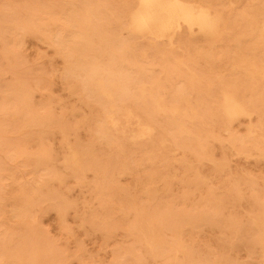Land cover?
<instances>
[{
    "label": "rangeland",
    "instance_id": "rangeland-1",
    "mask_svg": "<svg viewBox=\"0 0 264 264\" xmlns=\"http://www.w3.org/2000/svg\"><path fill=\"white\" fill-rule=\"evenodd\" d=\"M183 1L0 0L3 264H264V0Z\"/></svg>",
    "mask_w": 264,
    "mask_h": 264
},
{
    "label": "bare ground",
    "instance_id": "bare-ground-1",
    "mask_svg": "<svg viewBox=\"0 0 264 264\" xmlns=\"http://www.w3.org/2000/svg\"><path fill=\"white\" fill-rule=\"evenodd\" d=\"M139 4L141 6V12H142L141 13V19H143V21L144 20L147 21L150 24L153 22L152 23L153 31L148 32V31L141 28L137 17H135V16L132 17V23L136 26L137 32L139 34H141L142 36L150 35L154 39L167 38L169 40V42H171V44H172L173 38L177 34V31L182 27V25H185V27L187 28V30L190 32L191 35H193L197 31L201 36L208 38V37H212L218 33V28H219V24L221 21V16H219V15L214 16V15H212V13L210 11L203 10L200 13L199 21L196 22V20L194 19V15H193L191 7L189 6V4L187 2H185L183 0H139ZM174 7L178 8L180 10V14L178 16L174 12V10H172ZM155 9L160 10L162 12V14L166 12L167 15L164 17H161V18H157L155 16V14H157L155 12ZM158 21L159 22L161 21L162 23L157 25L156 23H158ZM165 28H167L165 30V32L162 31V29H165ZM224 98H225L224 101H225L226 114L230 118L234 119L237 116L238 117L240 115L246 116L248 114V110H247V107H246L243 99L238 98V97L234 96L233 94H225ZM247 117H248V115H247ZM146 222H148V220ZM148 229H149V227H148ZM151 233L152 232H150V234ZM150 234L147 237H149ZM145 235H147V234H145ZM152 235H153V233H152ZM155 236H158V235L155 234ZM155 236H150V237L154 238ZM157 239H158V243H159L160 238H156V240ZM163 243H164V241H163ZM34 253H36V254L33 255V253H32L31 256L37 257L38 251L36 250ZM35 259L36 258H34V260ZM24 261H26V260H24ZM35 262H38V257H37V261H35ZM0 264H3V263L0 261Z\"/></svg>",
    "mask_w": 264,
    "mask_h": 264
}]
</instances>
